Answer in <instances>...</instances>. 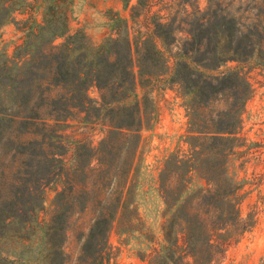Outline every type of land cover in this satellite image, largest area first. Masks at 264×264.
<instances>
[{
    "label": "trees",
    "instance_id": "1",
    "mask_svg": "<svg viewBox=\"0 0 264 264\" xmlns=\"http://www.w3.org/2000/svg\"><path fill=\"white\" fill-rule=\"evenodd\" d=\"M170 1L192 10L180 21L140 23L137 8L153 4L138 0L129 20L115 19V36L95 46L66 36L74 0H0V31L16 13L27 15L18 23L22 43L11 56L0 49V264H108L110 233L144 228L131 173L159 85L189 98L191 142L158 174L164 213L148 264H212L252 229L228 163L252 95L244 64L264 68V0ZM69 122L101 138L94 145L66 135ZM193 173L205 187L187 193ZM84 214L88 231L73 257L65 252L69 224Z\"/></svg>",
    "mask_w": 264,
    "mask_h": 264
},
{
    "label": "rangeland",
    "instance_id": "2",
    "mask_svg": "<svg viewBox=\"0 0 264 264\" xmlns=\"http://www.w3.org/2000/svg\"><path fill=\"white\" fill-rule=\"evenodd\" d=\"M138 0H74L68 22L66 36L80 34L92 45H99L105 39L115 36L118 27L116 18L130 19L131 8ZM149 9L137 8L138 21L143 23L152 17L184 19L192 10V3L185 6L184 14L177 11V1L151 0ZM164 3L173 4V10H161ZM204 5L203 0L199 2ZM92 8V9H91ZM178 12V13H177ZM27 15L16 13L12 22L0 31V49L11 56L16 46L22 43L23 33L19 22ZM65 37L57 38L54 45L62 44ZM234 64H228V67ZM244 72L252 85V95L241 115L240 148L235 150L228 163V173L242 186L243 202L241 213L245 218L253 216L254 225L242 238L233 244L212 264H264V68L252 60L244 64ZM88 95L97 99L95 88ZM155 103V120L140 132V143L136 161L131 173L134 186V200L144 228L142 230L109 235L108 264H148L145 258L161 240L164 205L157 185L158 174L164 160L177 150H187L190 134L189 98L182 95L176 85H159L151 92ZM66 135L75 139L89 138L94 145L99 141L97 131H88L75 122H69ZM205 187V181L196 173L190 178L187 193ZM54 188L46 190V206L53 199ZM89 215L84 214L71 219L65 252L73 257L79 249V234L88 231Z\"/></svg>",
    "mask_w": 264,
    "mask_h": 264
},
{
    "label": "crops",
    "instance_id": "3",
    "mask_svg": "<svg viewBox=\"0 0 264 264\" xmlns=\"http://www.w3.org/2000/svg\"><path fill=\"white\" fill-rule=\"evenodd\" d=\"M92 9V8H91Z\"/></svg>",
    "mask_w": 264,
    "mask_h": 264
}]
</instances>
